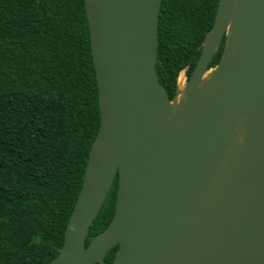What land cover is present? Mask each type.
I'll return each instance as SVG.
<instances>
[{"label":"water","instance_id":"obj_1","mask_svg":"<svg viewBox=\"0 0 264 264\" xmlns=\"http://www.w3.org/2000/svg\"><path fill=\"white\" fill-rule=\"evenodd\" d=\"M160 5L84 0L100 122L48 264H104L115 246L112 264H264V0H219L174 114L155 70ZM116 176L114 215L85 246Z\"/></svg>","mask_w":264,"mask_h":264},{"label":"trees","instance_id":"obj_2","mask_svg":"<svg viewBox=\"0 0 264 264\" xmlns=\"http://www.w3.org/2000/svg\"><path fill=\"white\" fill-rule=\"evenodd\" d=\"M219 0H161L157 78L172 101ZM224 38L208 69L218 64ZM100 122L84 0H0V264H48L64 241ZM117 176L85 240L110 223ZM117 246L105 256L112 264Z\"/></svg>","mask_w":264,"mask_h":264},{"label":"bare ground","instance_id":"obj_3","mask_svg":"<svg viewBox=\"0 0 264 264\" xmlns=\"http://www.w3.org/2000/svg\"><path fill=\"white\" fill-rule=\"evenodd\" d=\"M201 82H202V80H201ZM184 85H185V81L183 79L182 72H181L179 77H178V81H177V95H176L174 101L170 104L172 114H174L179 109V107H181L184 104L185 95H184V93H182ZM236 137H237L238 143H241L242 142V135L237 133Z\"/></svg>","mask_w":264,"mask_h":264},{"label":"rangeland","instance_id":"obj_4","mask_svg":"<svg viewBox=\"0 0 264 264\" xmlns=\"http://www.w3.org/2000/svg\"><path fill=\"white\" fill-rule=\"evenodd\" d=\"M214 71H215V68L208 70V71L204 74L203 79H202V82H201V85L204 86V84L206 85V84L209 83L210 77H211V75L214 73ZM182 76H183V79H184V81H185V85H184L183 92H182V93H184V89H185V86H186V83H187V80H188V79L186 78V75H185V72H184V71H182Z\"/></svg>","mask_w":264,"mask_h":264}]
</instances>
